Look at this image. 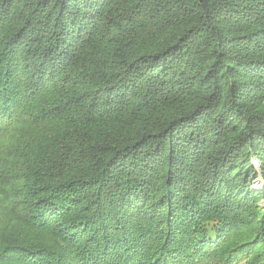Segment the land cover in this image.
<instances>
[{
  "label": "trees",
  "instance_id": "16d2710c",
  "mask_svg": "<svg viewBox=\"0 0 264 264\" xmlns=\"http://www.w3.org/2000/svg\"><path fill=\"white\" fill-rule=\"evenodd\" d=\"M0 264H264V0H0Z\"/></svg>",
  "mask_w": 264,
  "mask_h": 264
},
{
  "label": "rangeland",
  "instance_id": "374dc122",
  "mask_svg": "<svg viewBox=\"0 0 264 264\" xmlns=\"http://www.w3.org/2000/svg\"><path fill=\"white\" fill-rule=\"evenodd\" d=\"M254 165H255V167H256L257 169L259 168V167H258V164H257L256 162L254 163ZM255 183H256V181H255ZM255 183H254L253 188H254V189L257 188V190L261 189V188H260L261 185H260V184H257V185H256Z\"/></svg>",
  "mask_w": 264,
  "mask_h": 264
}]
</instances>
